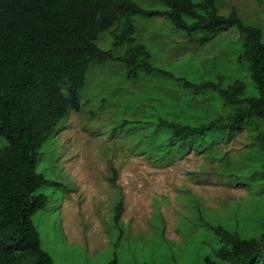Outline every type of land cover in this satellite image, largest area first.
I'll use <instances>...</instances> for the list:
<instances>
[{
	"label": "trees",
	"instance_id": "trees-1",
	"mask_svg": "<svg viewBox=\"0 0 264 264\" xmlns=\"http://www.w3.org/2000/svg\"><path fill=\"white\" fill-rule=\"evenodd\" d=\"M157 19L200 43L231 27L239 29L245 39L243 62L232 64L241 81L194 83L159 66L151 33ZM260 21L223 14L218 0H0V138L5 142L0 144V264H264V237L247 242L221 228L205 230L207 240L191 260L179 259L167 244L162 255L159 246L147 245L128 250L125 257L120 250L126 233L120 222L122 198L113 218L114 251L107 259L81 255L71 260L64 239L45 242L35 223L37 215L57 212L62 202L67 187L52 166L55 137L73 112L82 111L81 95L93 66L114 62L131 80L181 82L186 90L218 96L230 105L227 120L213 122L199 113L176 123L172 116L192 114L191 101L185 99L179 108L169 103L149 141L153 153L171 157L187 146L231 139L235 130L246 128L253 145L264 150V17ZM103 35L111 37L113 50L99 44ZM145 92L144 102L146 95L158 94L148 87ZM252 179L264 186V168Z\"/></svg>",
	"mask_w": 264,
	"mask_h": 264
},
{
	"label": "rangeland",
	"instance_id": "rangeland-1",
	"mask_svg": "<svg viewBox=\"0 0 264 264\" xmlns=\"http://www.w3.org/2000/svg\"><path fill=\"white\" fill-rule=\"evenodd\" d=\"M218 5L223 14H236L250 23L260 24L264 17V0H218ZM156 21L151 33L159 66L194 83L217 81L227 86L231 80L241 81L232 64L243 60L245 39L239 29L231 27L200 43L168 29L162 19ZM158 31L166 39L161 32L154 34ZM99 44L114 49L109 35ZM125 72L114 62L93 66L81 95L82 111L73 112L55 137L52 166L67 188L57 212L35 217L45 242L63 238L71 248V260L81 255L92 261L111 257L120 198V222L126 232L120 250L126 255L147 245L159 246L157 254L162 255L167 244L179 259L191 260L207 240L205 230L207 234L218 228L247 242L261 240L264 186L256 185L252 175L264 168V150L253 145L250 128L235 130L231 139L187 146L171 157L153 153L149 141L157 135L156 123L165 117L169 103L179 108L185 99L191 101L192 114L172 116L176 123L199 113L213 122L227 120L230 105L218 96L186 90L181 82L160 78L146 84L144 79H129ZM146 87L158 94L146 95L144 102ZM52 175L55 179L53 171Z\"/></svg>",
	"mask_w": 264,
	"mask_h": 264
}]
</instances>
